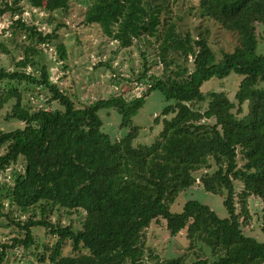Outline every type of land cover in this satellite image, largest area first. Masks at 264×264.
I'll list each match as a JSON object with an SVG mask.
<instances>
[{
	"label": "trees",
	"instance_id": "1",
	"mask_svg": "<svg viewBox=\"0 0 264 264\" xmlns=\"http://www.w3.org/2000/svg\"><path fill=\"white\" fill-rule=\"evenodd\" d=\"M27 3L47 13L52 29L44 31L33 20L18 17L14 22L33 44L24 47L14 70L0 69V81L11 85L0 96V110L16 98L6 120L23 124L0 133V218L23 233L1 245L0 264L9 250L37 244L35 227L55 238L44 244L38 264H264V243L246 235L240 221L248 215L251 196L264 201V54L256 53L264 0H199L197 8H188L189 16L195 13L236 33L234 50L221 51L220 58L208 28L196 26L195 35L183 28L182 16L168 18L172 0H91L85 25H98L123 48L156 38L157 53L148 59L142 52V70L123 78L144 85L140 95L127 97L129 88L83 105L53 80L50 64L38 72L26 70L36 66L43 46L60 38L66 24L55 14L67 15L70 0ZM4 5L12 16L24 11L20 0ZM55 51L57 61L68 68L65 44L56 43ZM103 65L112 67L98 63ZM232 72L242 76L235 100L221 91L202 92L205 81ZM22 83L46 90L51 108L21 105V93L13 85ZM153 91L172 103L154 119V124L163 123L155 141L135 145L139 129L132 120ZM245 104L248 112L239 116ZM102 109L122 116L120 126L129 128L122 138L103 131ZM197 180L206 191L225 195L229 217H219L197 200L187 201L181 212L171 211L179 194ZM237 181L243 182L240 193ZM61 212H84L81 226L65 225ZM158 218L173 237L185 230L191 254L162 259L146 244L147 231Z\"/></svg>",
	"mask_w": 264,
	"mask_h": 264
},
{
	"label": "rangeland",
	"instance_id": "2",
	"mask_svg": "<svg viewBox=\"0 0 264 264\" xmlns=\"http://www.w3.org/2000/svg\"><path fill=\"white\" fill-rule=\"evenodd\" d=\"M5 1L12 3L13 0H0V69L14 70L15 62L24 56V47L33 44L27 38L26 31L22 26L14 21L22 16L27 20H33L42 30L50 31L52 26L47 21V13L44 10L31 9L27 0H20V5L24 7L22 15L12 14L5 9ZM91 0H70L69 13L67 15L55 14L65 22L66 27L60 29V38L53 42V45L43 46L42 53L35 57L36 66L28 67L27 71L38 72L43 64H50L52 78L68 90L80 105L94 102L101 98H109L113 95H119L122 91L131 89L128 96L140 95L144 89L139 82H130L123 78L132 77L133 70L139 72L143 68L142 52H146L148 59L156 58L157 40L156 38L145 39L142 42L134 43L131 47L123 48L116 42L107 38L98 25L87 26L83 23L84 13ZM199 0H172L170 19H178L182 16V26L184 29H191L196 35V26L208 28L210 30L209 40L216 56L220 58L221 51H233L238 42L236 33L225 30L213 20H201L188 15V8H197ZM195 12V11H194ZM257 31V54H264V24L258 26ZM63 42L67 48L68 68H63L61 62H58L55 51V44ZM99 62H109L108 66H98ZM115 69V71H113ZM159 70V69H157ZM119 76V77H118ZM242 76L232 72L223 79L212 78L205 81L201 90L207 93L211 90L224 92L231 100H235V93L239 87ZM21 93V105L31 109L51 108L47 104L49 94L46 90L26 83L14 84ZM264 86V82L260 84ZM11 85L0 81V96L8 90ZM17 102L12 99L2 110H0V133L14 130L22 127L23 124L18 119L6 120V115L11 112ZM172 102L165 100L160 91H153L146 97L144 105L133 117V126L138 127L139 134L134 141L135 145H148L155 141L163 129V123L154 124V119L163 108ZM53 106H56L55 104ZM237 110L235 109V112ZM248 112L247 105H244L243 111L238 113L243 116ZM99 115L104 121L103 131L108 133L112 139L122 138L129 128L120 126L122 116L114 109H102ZM170 118V116H166ZM197 173V177L201 176ZM9 176V175H7ZM8 178V177H7ZM243 189V182H236V191L240 193ZM223 194H214L206 191L199 180L189 188L182 191L177 199L171 204L172 212H181L184 204L189 200H197L211 207L212 210L221 218L229 217L227 208L224 205ZM237 197V210L242 212ZM62 213V212H61ZM14 214L18 212L14 209ZM62 222L65 225L73 223L76 227L81 226L85 213L79 215L73 212L68 216L62 213ZM59 216L54 215L57 219ZM25 217H22L24 219ZM159 220V221H157ZM147 231L146 244L160 255L162 259H171L191 252L188 250V239L183 230L177 237L170 235L166 229L165 220L158 218ZM242 228L246 235L254 237L259 242L264 243V201L259 197L251 196L248 199V215L240 217ZM33 233L37 235V244L29 249L17 247L8 251L5 261L2 264H38V254L42 252L44 244L54 241V237L47 236L40 227L33 228ZM23 236L16 226L11 225L7 219L0 218V249L3 243L11 244L13 238ZM203 252L210 254V249L203 246ZM65 255L69 254L68 246H64ZM207 256V255H206ZM194 256L189 255L188 261H193Z\"/></svg>",
	"mask_w": 264,
	"mask_h": 264
}]
</instances>
